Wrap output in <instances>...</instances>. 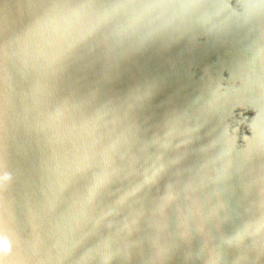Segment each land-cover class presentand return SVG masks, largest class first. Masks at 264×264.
<instances>
[{
    "label": "water",
    "instance_id": "obj_1",
    "mask_svg": "<svg viewBox=\"0 0 264 264\" xmlns=\"http://www.w3.org/2000/svg\"><path fill=\"white\" fill-rule=\"evenodd\" d=\"M67 2L0 0V264H113L72 253L98 221L126 250L130 220L139 264L177 237L203 264L223 241L231 264H264V0ZM82 43L102 55L68 59ZM169 146L183 161L147 215L66 199L77 164Z\"/></svg>",
    "mask_w": 264,
    "mask_h": 264
},
{
    "label": "snow or ice",
    "instance_id": "obj_2",
    "mask_svg": "<svg viewBox=\"0 0 264 264\" xmlns=\"http://www.w3.org/2000/svg\"><path fill=\"white\" fill-rule=\"evenodd\" d=\"M33 6L39 9L72 7L67 0L63 4H54L52 0H36ZM87 6L102 9L111 7L106 0H90ZM101 55L97 47L82 43L67 53V58L89 60ZM106 94L113 93L106 88ZM182 161L183 156L169 146L155 149L147 158L141 157L124 163H115L107 158L83 166L77 164L69 173L65 196L68 200L83 201L89 209L110 210L107 215L115 214L126 220H130L133 210L138 206L147 215L148 211L169 198L164 194L173 188V178ZM97 223V229L81 241L72 255L87 261L91 259L87 256L88 252L102 253L104 259L113 261V264H139L141 253H146L148 249L144 229L137 227L136 221L130 220V242L127 249H122L121 252L112 250L114 244L106 237V226L99 221ZM225 230L228 231L227 227ZM232 243L223 241L219 245L218 257L222 264H231L233 251L228 245ZM153 247L156 248L157 264H203L202 260H195L189 244L183 238L177 237L167 247ZM192 247L196 245L193 244Z\"/></svg>",
    "mask_w": 264,
    "mask_h": 264
}]
</instances>
